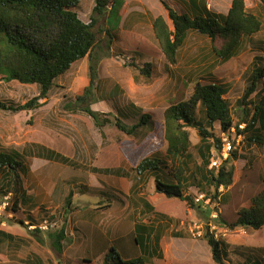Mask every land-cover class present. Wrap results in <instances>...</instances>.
I'll return each mask as SVG.
<instances>
[{
	"label": "rangeland",
	"instance_id": "374dc122",
	"mask_svg": "<svg viewBox=\"0 0 264 264\" xmlns=\"http://www.w3.org/2000/svg\"><path fill=\"white\" fill-rule=\"evenodd\" d=\"M243 1L245 8L260 17L262 27L243 42L234 56L222 61L211 51L212 45L221 47L219 39L211 42L206 36L189 32L179 48L176 64L170 65L160 52L151 18L165 17L163 3L178 13H190V1L123 0L119 7L115 6L111 19L109 12L96 18L93 29L98 40L91 56L74 62L56 78L47 98L40 101L42 106L18 112L0 108V150L28 154V175L10 170L13 182L7 187L0 175V197L10 195L5 210L0 209V231L16 237L13 244L0 243V264H89L84 259L103 264L110 246L122 260L136 257L140 250L134 241L133 227L138 220L161 227V256H154L148 264H216L203 238L207 230L224 242L228 254L224 264H250L252 260L264 259V225L256 230L226 225L237 219L242 207L251 205L262 190L264 175V144L248 143L234 127H245L239 99L249 84L253 67L264 65V10L259 0ZM230 3L231 0L204 1L214 14H225ZM93 6V0H80L73 10L88 23ZM147 63L149 74L145 75L140 69ZM91 64H95L97 79L90 107L110 121L100 128L75 105L88 84ZM197 81L227 86L225 97L234 122L227 136L236 157L230 158L229 154L225 164L222 160L216 169L210 168L209 160L206 169L211 172H217L221 165L227 170L232 167V181L215 190L197 177L184 189L193 198L194 206H189L178 197L156 192L154 175H139L135 167L140 160L165 151L163 113L169 105L188 99ZM263 83L264 77L259 79L250 100L257 101L263 94ZM37 93L36 84L0 78V101L21 104ZM130 105L150 113L152 124L138 127L136 136L122 139L114 122L118 118L129 126L137 122L138 113L129 112L127 118L119 114L121 110L134 112L125 109ZM197 107V124L208 127L203 109ZM187 131L188 165L193 170L201 166L199 136L195 128L187 127ZM212 131L221 139L217 122ZM36 144L60 153L70 163L36 157ZM211 150L215 156L221 151ZM165 161L167 166L161 170L164 173L171 168ZM22 189L29 198L19 203ZM69 191L72 196L66 206L64 198ZM200 194L207 198L196 202ZM15 198L18 204L12 210ZM141 198L163 217L154 218L147 212ZM62 228L65 238L59 250L53 234Z\"/></svg>",
	"mask_w": 264,
	"mask_h": 264
},
{
	"label": "trees",
	"instance_id": "16d2710c",
	"mask_svg": "<svg viewBox=\"0 0 264 264\" xmlns=\"http://www.w3.org/2000/svg\"><path fill=\"white\" fill-rule=\"evenodd\" d=\"M93 1L94 6L89 16V22L85 23L73 10L80 0H0V78L6 82L15 80L22 84H36L38 88L36 95L21 104L15 105L0 101L1 109L18 112L39 108L43 105V102L40 101L47 98L56 78L68 71L74 62L86 55L91 56L98 40L96 31L93 29L97 22L96 18L109 12L111 14L109 18L111 19L112 16L114 17L113 10L115 6L118 5L119 7L123 3V0ZM189 1L190 13H178L175 9L163 3L165 17L159 15L151 18V28L160 52L170 65L176 64L179 57V48L189 32L206 36L211 42L219 39L221 47L218 49L212 45L211 51L217 58L226 61L237 53L245 40L251 38L262 27L260 17L245 8L243 0H231L225 14L211 13L204 4L205 0ZM259 2L264 10V0H259ZM118 22H120V19H118ZM107 33L111 38L112 36L108 31ZM94 65L91 64L88 68V84L76 98L75 105L79 110L90 116L96 127L100 128L110 121L109 119H102L101 113L90 107L92 93L95 88L94 83L97 79ZM147 66H149V63L140 69L145 75L149 74ZM262 77H264V65L260 67L255 65L249 84L239 99V104L243 106L244 113L241 122L245 124V127L241 130L237 125H234L230 113V104L225 97L227 86L212 81L208 83L197 81L188 99L173 103L165 109L163 119L166 149L158 155L140 160L135 167L137 173L139 175L144 173L153 174L156 192L167 197H178L189 206H194L193 198L189 193H185L184 189L197 177L202 183L214 187L215 190L221 185L228 186L233 178L232 167L227 170L225 165H221L217 172L206 169L211 157V149L213 148L219 152L222 147L221 139L212 131V126L217 122L220 131L228 132L234 125L235 132L238 135H244L248 143L264 144V92L257 101L249 99ZM262 90H264V85ZM246 99L247 101H245ZM197 106H201L203 109L208 127L197 124ZM248 106L251 107V110ZM68 107L71 108V105L69 104ZM125 109H133L134 112L127 110L126 113H123L124 111L121 110L119 114L122 117L127 118L125 116H128L129 112L132 115L138 113V120L130 126L123 123L120 118L115 120V127L122 139L136 136L138 127L148 128L152 124L150 113L142 112L135 105H130L129 108ZM187 127L195 128L199 136L198 154L201 158V166H197L193 170L188 165L190 141ZM35 146L38 151L36 153L38 158L64 162V164L70 163L67 157L52 149L37 144ZM229 154L230 158L236 157L234 152ZM27 157L26 152L0 150V172H2L0 175L3 176L6 187L13 182L9 178L10 170L14 172L19 170L20 173L26 175ZM165 160L169 161L171 168H166L169 170L164 173L161 170H164L163 168L167 166ZM223 163L225 164V160ZM111 170L115 169H104L105 172ZM15 177H17V174H15ZM261 179L262 190L253 198L251 205L244 206L239 210L237 219L233 223H225L229 228L249 226L256 230L264 225V175ZM16 186L17 183L15 182V192L18 190ZM0 190H2V186H0ZM25 194V190L22 189L19 203H23L29 198ZM71 196L72 192L69 191L64 198L66 206L69 205ZM204 197L207 198L206 194H204ZM140 202L146 207L147 212L156 216L154 218L163 217L160 213L154 211L153 207L144 198H141ZM17 204L15 198L11 209L14 210L12 207L17 206ZM1 217L2 215H0ZM22 222L20 219V223ZM33 230L38 231L37 228ZM160 231V226L147 225L138 220V223L134 224L133 235L140 254L122 260L117 250L110 246V252L105 254L103 264H148L154 256H161L159 250ZM53 235L55 236L54 245L60 250L65 238L63 228ZM15 238L8 232L0 231L1 244H13ZM203 238L211 248L212 260L216 264H224V260L228 255L224 242L215 239L208 230ZM84 261L93 264L91 260L84 259ZM263 261L264 259L252 260L250 264H262Z\"/></svg>",
	"mask_w": 264,
	"mask_h": 264
},
{
	"label": "built area",
	"instance_id": "2783aa9c",
	"mask_svg": "<svg viewBox=\"0 0 264 264\" xmlns=\"http://www.w3.org/2000/svg\"><path fill=\"white\" fill-rule=\"evenodd\" d=\"M228 133L227 132H222V135H221V141H222V147H221V151L220 153L215 156L211 153V157H210V168H218V166L220 165V162L224 159L227 158V156L229 155V153L231 152L233 146H232V142L229 140L228 138ZM217 157V158H215ZM203 197L204 195L203 194H200L198 195L195 200L196 202H200L201 200H203ZM9 198H10V195L9 194H6L3 196V200L0 202V209L4 208L3 211L5 210L7 204H8V201H9ZM2 215V213L0 214Z\"/></svg>",
	"mask_w": 264,
	"mask_h": 264
},
{
	"label": "clouds",
	"instance_id": "9594fccd",
	"mask_svg": "<svg viewBox=\"0 0 264 264\" xmlns=\"http://www.w3.org/2000/svg\"><path fill=\"white\" fill-rule=\"evenodd\" d=\"M228 157V156H227ZM224 160H226V159H224ZM6 195V194H5ZM13 204V203H12ZM12 206V205H11Z\"/></svg>",
	"mask_w": 264,
	"mask_h": 264
}]
</instances>
